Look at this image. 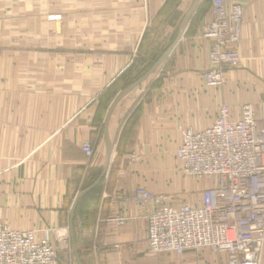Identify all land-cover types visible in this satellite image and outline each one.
Masks as SVG:
<instances>
[{
    "label": "crops",
    "instance_id": "crops-1",
    "mask_svg": "<svg viewBox=\"0 0 264 264\" xmlns=\"http://www.w3.org/2000/svg\"><path fill=\"white\" fill-rule=\"evenodd\" d=\"M167 1L0 0V221L49 240L57 264H78L74 244L82 264H228L226 255L206 249L151 253V203L138 201L136 191L174 205L202 201L212 181L180 171L181 130L213 126L223 105L233 121L247 104L264 118V0H242L241 63L218 88L204 80L213 45L205 27L217 11L200 0L161 66L163 77L154 79L157 70L115 108L108 172L71 221L76 196L107 159L100 96L131 66L147 29L177 30L172 46L195 2L179 0L160 23Z\"/></svg>",
    "mask_w": 264,
    "mask_h": 264
},
{
    "label": "built area",
    "instance_id": "built-area-1",
    "mask_svg": "<svg viewBox=\"0 0 264 264\" xmlns=\"http://www.w3.org/2000/svg\"><path fill=\"white\" fill-rule=\"evenodd\" d=\"M216 17L205 27L213 41L211 68L204 80L218 88L226 74L239 68V29L242 0H211ZM177 150L180 171L212 185L198 203L174 205L146 189L136 191L142 204L151 203L147 215V242L153 254L210 250L227 256L228 264H262L264 250V118H257L252 105H244L238 121L223 105L213 126L181 130ZM91 157L93 148L86 144ZM58 252L34 231L11 229L0 221V264H57Z\"/></svg>",
    "mask_w": 264,
    "mask_h": 264
},
{
    "label": "trees",
    "instance_id": "trees-1",
    "mask_svg": "<svg viewBox=\"0 0 264 264\" xmlns=\"http://www.w3.org/2000/svg\"><path fill=\"white\" fill-rule=\"evenodd\" d=\"M179 2V0H168L167 3L164 5L163 9L161 10L160 14L157 17V20L159 18H162L163 16H167L169 12L173 9V7ZM159 26V25H158ZM156 26V27H158ZM154 30H149L147 29L144 33V36L142 38V41L139 45L138 51H137V56L133 59V62L131 66L122 73V75L115 80V82L108 88L106 89L102 95L100 96V106L97 111V119L98 116L100 118V122L103 121L105 118L107 111L109 109V106L111 105L112 101L116 97V95L127 88L130 84H132L134 81H136L138 78L143 76L145 73H147L157 62L158 60L162 57V55L154 49L155 47V40L153 39V32ZM190 32L187 34L186 37H188ZM170 47H168L169 49ZM167 49V50H168ZM166 50V52H167ZM161 51V50H160ZM165 54V53H164ZM161 80H157L154 84V86H160ZM136 116L133 117L126 127L128 125L135 121ZM125 130L123 131L121 142L123 140L124 142V135H125ZM101 170L97 172L93 177L90 185H92L100 176ZM83 200V198H82ZM81 200V201H82ZM81 202L78 205L77 210L81 206ZM87 226L86 224H83L82 227ZM75 243L78 245L79 239L77 236H75Z\"/></svg>",
    "mask_w": 264,
    "mask_h": 264
},
{
    "label": "water",
    "instance_id": "water-1",
    "mask_svg": "<svg viewBox=\"0 0 264 264\" xmlns=\"http://www.w3.org/2000/svg\"><path fill=\"white\" fill-rule=\"evenodd\" d=\"M200 0H195L192 8L190 9V11L186 14L180 30H179V34L178 37L175 41V43L167 50V52L158 60V62L147 72L145 73L143 76H141L140 78H138L136 81H134L132 84H130L127 88H125L124 90H122L120 93H118V95L115 97V99L113 100L108 113H107V117L105 120V132H104V142H105V148H106V155H107V159H106V163L103 167V171L101 176L98 178V180L92 184L89 188H87L86 190L80 192L75 199V202L73 204V208H72V213H71V221L73 222L75 214H76V210L79 204L80 199L87 195L88 193H90L91 191H93L101 182L102 180L105 178L109 166H110V162L112 160L113 157V144L110 138V134H109V122L111 119V116L115 110V108L117 107V105L127 96L129 95L131 92H133L135 89H137L139 86H141L145 81H147L164 63V61L168 58V56L171 54V52L173 51V49L175 48V46L179 43V41H181V39L183 38L187 25L191 19V17L193 16L195 10L198 7ZM74 248V252H75V256H76V260L78 262V264H82L81 260L79 258L78 255V251H77V246L74 244L73 245Z\"/></svg>",
    "mask_w": 264,
    "mask_h": 264
},
{
    "label": "rangeland",
    "instance_id": "rangeland-1",
    "mask_svg": "<svg viewBox=\"0 0 264 264\" xmlns=\"http://www.w3.org/2000/svg\"><path fill=\"white\" fill-rule=\"evenodd\" d=\"M166 18V16L162 17L159 21H161L160 23H165L163 20ZM153 32V36H154V40H155V47L154 49L156 51H158L162 56L164 55V53H166V50L168 49V47L171 46V44L173 43V41L175 40V35L177 33V30L176 31H173L172 33H169V34H165L166 32L164 30H155V31H152ZM161 50V51H160ZM164 64V63H163ZM162 64V65H163ZM164 67H160L158 69V72L157 75L155 76V80L156 78L158 77H161L163 74H164ZM163 77V76H162ZM153 79V80H154ZM162 81V80H161ZM56 249V248H55ZM57 250V249H56ZM58 252V250H57ZM58 262H60V259H59V254H58ZM262 264H264V250H263V255H262Z\"/></svg>",
    "mask_w": 264,
    "mask_h": 264
}]
</instances>
